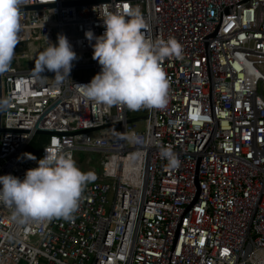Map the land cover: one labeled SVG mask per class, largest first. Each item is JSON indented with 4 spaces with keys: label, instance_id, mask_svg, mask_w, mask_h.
<instances>
[{
    "label": "built area",
    "instance_id": "2783aa9c",
    "mask_svg": "<svg viewBox=\"0 0 264 264\" xmlns=\"http://www.w3.org/2000/svg\"><path fill=\"white\" fill-rule=\"evenodd\" d=\"M104 5L114 12L138 7L148 36L181 45V58L162 62L164 108L98 106L78 93L75 84L101 70L85 32L103 34ZM23 6L37 8L20 11L19 43L30 48L18 56L16 46L1 74L8 104L0 176L22 180L38 167L23 154L39 130L49 132L40 159L56 147L71 156L75 149L107 156L71 220L21 222L14 206L0 202V264H264V0H25ZM53 27L78 57L59 87L50 72L34 75ZM89 68L92 77L73 79V71ZM165 151L178 163L170 164Z\"/></svg>",
    "mask_w": 264,
    "mask_h": 264
},
{
    "label": "clouds",
    "instance_id": "9594fccd",
    "mask_svg": "<svg viewBox=\"0 0 264 264\" xmlns=\"http://www.w3.org/2000/svg\"><path fill=\"white\" fill-rule=\"evenodd\" d=\"M24 3L25 0H0V74L11 67L20 40V11ZM99 17L105 29L103 34L96 36L88 30L85 37L89 42L95 41L91 44L92 59L101 70L89 83L75 84L80 96L98 106L164 108L168 80L162 62L166 58H181V45L174 38L153 40L148 36V25L138 7L114 12L104 5ZM77 59L67 36L58 34L56 43L49 42L39 52L34 75L40 78L46 71L52 72L54 86L59 87L70 79ZM7 104V100H0V109ZM44 151L39 160L31 153L23 154L36 161L38 167L28 169L22 180L11 174L0 176V202L14 206V218L21 222L71 220L86 184L95 179L93 173L83 172L61 147ZM163 155L170 158V164L178 163L170 152Z\"/></svg>",
    "mask_w": 264,
    "mask_h": 264
},
{
    "label": "rangeland",
    "instance_id": "374dc122",
    "mask_svg": "<svg viewBox=\"0 0 264 264\" xmlns=\"http://www.w3.org/2000/svg\"><path fill=\"white\" fill-rule=\"evenodd\" d=\"M52 42H57L58 31L56 28H52L51 30ZM45 41H34V46H42ZM30 44L28 41L20 42L17 45V55L26 51V49L30 48ZM264 72V70H262ZM73 73L74 80H82L86 78H90L94 75V70L92 68L86 70H75ZM54 73L50 72L48 80L54 81ZM259 93L264 98V84L259 82ZM142 115V114H141ZM47 144V136L36 134L27 147L24 149L25 153H31L34 155L37 160H39V152L41 147ZM107 153L102 151H92V150H83V149H75L72 152V158L75 160L76 165L83 171V172H91L94 174L95 179L88 182L92 183L95 182L100 176H102V168H103V161L106 159ZM109 199L111 200L112 197L109 195ZM20 264H24L21 262Z\"/></svg>",
    "mask_w": 264,
    "mask_h": 264
},
{
    "label": "water",
    "instance_id": "95a60500",
    "mask_svg": "<svg viewBox=\"0 0 264 264\" xmlns=\"http://www.w3.org/2000/svg\"><path fill=\"white\" fill-rule=\"evenodd\" d=\"M30 8H37V7L36 6H23V7H21V10L22 9H30ZM0 100H2V94H1V74H0ZM1 114H2V109H0V132L3 130V127L1 126ZM141 118L142 117L130 118V119H128V122L137 121L138 119H141ZM107 126H109V125H105V126L97 127V128L87 129L86 131H93V130H96V129L105 128ZM48 133H49L48 131H44V130L37 131V134H43V135H45V134H48Z\"/></svg>",
    "mask_w": 264,
    "mask_h": 264
},
{
    "label": "snow or ice",
    "instance_id": "6c2138e0",
    "mask_svg": "<svg viewBox=\"0 0 264 264\" xmlns=\"http://www.w3.org/2000/svg\"><path fill=\"white\" fill-rule=\"evenodd\" d=\"M125 10H127V5H125Z\"/></svg>",
    "mask_w": 264,
    "mask_h": 264
}]
</instances>
